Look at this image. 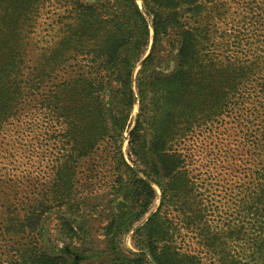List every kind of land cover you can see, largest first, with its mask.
Returning a JSON list of instances; mask_svg holds the SVG:
<instances>
[{"label":"trees","instance_id":"trees-1","mask_svg":"<svg viewBox=\"0 0 264 264\" xmlns=\"http://www.w3.org/2000/svg\"><path fill=\"white\" fill-rule=\"evenodd\" d=\"M27 62L53 155L6 264H264V0H0V131Z\"/></svg>","mask_w":264,"mask_h":264},{"label":"rangeland","instance_id":"rangeland-1","mask_svg":"<svg viewBox=\"0 0 264 264\" xmlns=\"http://www.w3.org/2000/svg\"><path fill=\"white\" fill-rule=\"evenodd\" d=\"M141 6V0H136ZM51 13L48 7H44L40 12L39 29L36 32L35 39L39 47H43L46 40V24ZM34 36V35H33ZM152 41V40H151ZM151 45V43H150ZM150 50V48H149ZM149 50L147 54L149 53ZM33 55H31V59ZM31 63L27 62L17 74L15 87V108L8 109L7 115L14 114L4 124L0 131V264H6L5 258L14 259V254L31 241V237L21 238L5 232V227H11L14 222L8 221V214L20 215L23 213L24 203L17 202V198L30 199L36 195L37 191L44 186L46 178L49 175L51 164L50 153L51 145H46L43 140L45 126L43 123V113L36 110L33 99L35 95L29 88L28 74ZM140 65H138L139 67ZM134 70V75L138 69ZM42 93V92H40ZM10 105V104H9ZM137 103L134 104L132 117L137 114ZM122 146V151L126 157L127 137ZM157 199L150 207L148 214L136 224L128 234L124 235L121 244L124 249L133 253H138L131 242L134 230L144 224L146 219L156 211L160 201V190L154 186ZM17 197V198H16ZM12 219V218H10ZM11 229V228H10ZM9 231V229H8ZM44 237L50 240V247H61L62 243L58 241L57 229L53 215H48L44 219ZM81 262H78L80 264Z\"/></svg>","mask_w":264,"mask_h":264},{"label":"water","instance_id":"water-1","mask_svg":"<svg viewBox=\"0 0 264 264\" xmlns=\"http://www.w3.org/2000/svg\"><path fill=\"white\" fill-rule=\"evenodd\" d=\"M151 33L153 34V31H152V29H151ZM152 42V41H151Z\"/></svg>","mask_w":264,"mask_h":264}]
</instances>
